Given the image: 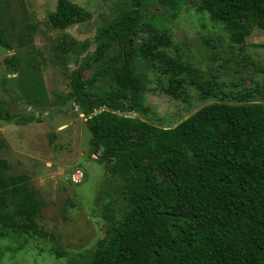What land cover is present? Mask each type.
<instances>
[{
  "label": "trees",
  "instance_id": "1",
  "mask_svg": "<svg viewBox=\"0 0 264 264\" xmlns=\"http://www.w3.org/2000/svg\"><path fill=\"white\" fill-rule=\"evenodd\" d=\"M123 1L122 12L99 27L95 37L97 59L113 45L119 47L118 66L103 67L86 80L77 74L71 83L73 102L91 134V150L100 151L108 174L121 180L128 205L106 239L97 242L90 264H264V80L224 93L218 75H204L162 50L170 40L160 26L142 23L143 0ZM198 1L234 45L244 42L251 24L264 29V0ZM80 16L76 4L58 0L48 21L66 30ZM141 30L148 38L135 44ZM0 47L11 50L1 30ZM135 49L164 79L159 82L164 94L181 99L189 85L203 99L219 103L171 129L125 117L141 100V83L129 64ZM244 60L253 73L264 75V65L248 56ZM13 63V58L7 61ZM99 80H108L110 90L92 95L87 87ZM104 107L108 110L94 114ZM12 119L0 99V121ZM7 169L0 160V213L18 205L31 220L36 201L30 202L29 179L7 176Z\"/></svg>",
  "mask_w": 264,
  "mask_h": 264
},
{
  "label": "rangeland",
  "instance_id": "2",
  "mask_svg": "<svg viewBox=\"0 0 264 264\" xmlns=\"http://www.w3.org/2000/svg\"><path fill=\"white\" fill-rule=\"evenodd\" d=\"M57 1L0 0V30L11 45V50L0 47V99L13 114L11 122L0 121V160L8 164L5 175L28 177L30 202L36 201L31 220L19 213L18 205L0 213V264H90L97 242L106 239L128 209L121 180L108 174L100 151L91 150V134L73 102L71 84L77 74L86 80L103 67L118 66L119 47L113 45L97 59L95 37L99 27L122 12L124 1L68 0L81 16L66 30L48 21ZM171 1L143 0L141 10L142 23L160 26L168 36L164 52L204 75H218L228 95L262 83L264 75L253 73L244 56L264 65V29L251 24L244 42L234 45L198 0ZM147 38L141 30L134 43ZM129 64L140 80L141 100L124 114L127 118L171 129L204 106L219 103L203 99L189 85L181 99L164 94L159 88L164 79L137 49ZM109 90L108 80L87 87L96 96ZM76 173L82 176L73 182Z\"/></svg>",
  "mask_w": 264,
  "mask_h": 264
},
{
  "label": "built area",
  "instance_id": "3",
  "mask_svg": "<svg viewBox=\"0 0 264 264\" xmlns=\"http://www.w3.org/2000/svg\"><path fill=\"white\" fill-rule=\"evenodd\" d=\"M81 176H82L81 173L73 174V175L71 176V180H72L73 182H78V181L80 180Z\"/></svg>",
  "mask_w": 264,
  "mask_h": 264
}]
</instances>
